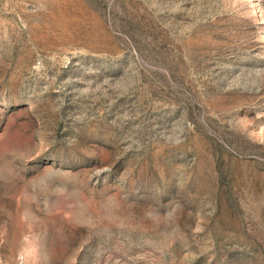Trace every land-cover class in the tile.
<instances>
[{"label": "rangeland", "instance_id": "obj_1", "mask_svg": "<svg viewBox=\"0 0 264 264\" xmlns=\"http://www.w3.org/2000/svg\"><path fill=\"white\" fill-rule=\"evenodd\" d=\"M0 264H264V0H0Z\"/></svg>", "mask_w": 264, "mask_h": 264}]
</instances>
